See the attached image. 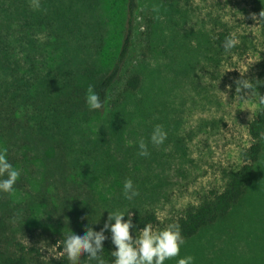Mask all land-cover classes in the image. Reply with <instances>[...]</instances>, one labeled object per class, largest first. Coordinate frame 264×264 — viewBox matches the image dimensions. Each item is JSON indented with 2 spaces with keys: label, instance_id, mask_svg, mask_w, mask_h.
<instances>
[{
  "label": "rangeland",
  "instance_id": "rangeland-1",
  "mask_svg": "<svg viewBox=\"0 0 264 264\" xmlns=\"http://www.w3.org/2000/svg\"><path fill=\"white\" fill-rule=\"evenodd\" d=\"M72 1L92 43L110 2L112 20L101 44L100 64H111L120 48L125 0ZM137 3L130 50L109 93L108 106L119 114L105 138L96 142L92 132L106 122L92 117L82 124L90 134L85 152L77 142L63 155L29 134L24 154L18 140L8 146L7 157L20 176L11 194L0 192V254L20 240L38 248L44 262L54 247L38 232L99 231L108 211L128 210L123 219L134 210L150 211L163 224L198 203L209 189H222L240 164V151L250 142L246 127L256 112V99H240L235 81L248 79L264 94V21H259L264 0ZM220 32L236 38L230 51L217 41ZM131 73L140 75L141 84L126 93L124 80ZM156 124L166 133L159 145L149 141ZM139 138L145 140L147 157L138 155ZM262 146L244 197L185 239L178 256L164 264H176L185 255L194 257L193 264H264V136ZM125 179L132 180L138 193L132 199L123 195ZM136 230L129 229L134 235ZM104 234L105 245L114 249L110 232L104 229Z\"/></svg>",
  "mask_w": 264,
  "mask_h": 264
},
{
  "label": "trees",
  "instance_id": "trees-1",
  "mask_svg": "<svg viewBox=\"0 0 264 264\" xmlns=\"http://www.w3.org/2000/svg\"><path fill=\"white\" fill-rule=\"evenodd\" d=\"M39 2L40 7L35 9L31 6V0H0V144L8 151L13 140H18L21 154H24L29 151L27 147L22 148L29 134L35 140L47 141L63 155L65 148L75 149L77 142L81 151L85 152V148L90 146V134L83 127V122L92 117L101 123L106 122L105 125L99 123V130L92 132L96 135L95 139H100L113 127L112 121H117L119 111L108 106L109 93L120 79L130 50L138 3L137 0H125L126 16L120 48L112 63L103 67L100 64L101 44L112 20L110 2L107 19H101L100 31L94 32L98 33V39L93 43L87 41L83 29L85 19L83 21L81 18L75 2ZM229 35L228 32H220L217 41L222 45ZM74 56H81L78 62L73 60ZM140 84V75L131 73L124 80V92L133 93ZM89 85L104 101L101 112L89 110L85 104ZM246 129L250 142L241 149L240 164L227 175L222 189H209L198 203L186 207L181 214L163 224H160L154 212L134 210L131 218L135 228L148 224L151 228L159 226L162 229L169 223H178L185 240L226 214L244 197L253 179L254 163L263 147L264 112H255ZM8 160L14 165V160ZM91 196L95 200V196ZM67 232H38V236L44 240L48 238L54 247L53 254L44 262L38 248L25 246L18 240L13 250L0 254V263L70 264L63 252L64 234ZM130 235L135 236L132 232ZM106 243V240L102 242L100 256L105 264H111L113 258L110 253L114 249L108 248ZM86 255L80 254L79 264H95Z\"/></svg>",
  "mask_w": 264,
  "mask_h": 264
},
{
  "label": "clouds",
  "instance_id": "clouds-1",
  "mask_svg": "<svg viewBox=\"0 0 264 264\" xmlns=\"http://www.w3.org/2000/svg\"><path fill=\"white\" fill-rule=\"evenodd\" d=\"M31 6L38 9L40 7L39 0H31ZM154 11H158V9H154ZM259 17V21H264V9L260 11ZM253 19H255V15H253ZM236 42L233 35L227 36L223 42L224 50L230 51ZM235 83L236 92L239 94L240 99L255 98L256 113L264 112V94L256 91L255 84L248 79H238ZM259 83L261 81H256V84ZM242 89H251V91L240 94ZM85 104L89 110L100 111L102 107L104 110L103 99H101L99 93L93 90L91 85L88 86L85 94ZM165 138L166 133L162 126L159 124L154 125L149 136L150 143L159 145L163 143ZM137 147L139 156L147 157L149 155L143 138L137 140ZM19 176L20 170L14 167L7 158V149L0 147V192L11 194ZM122 192L126 199H132L138 194L131 179L124 180ZM127 211H108L104 226L99 231L87 227L82 233L73 232L71 229L65 233L63 252L70 264H79L81 253H86L90 262L105 264L100 256L103 251L102 241L107 238L104 229L110 232L111 243L115 246L110 253L113 258L111 264H164L166 259L178 256L180 246L184 244V238L181 235L178 223H169L159 230H153L150 225L144 224L142 228L135 231V236H133L130 235L129 231L130 228H135L131 213H128L127 219H123ZM193 260L192 255H185L178 258L176 264H193Z\"/></svg>",
  "mask_w": 264,
  "mask_h": 264
}]
</instances>
